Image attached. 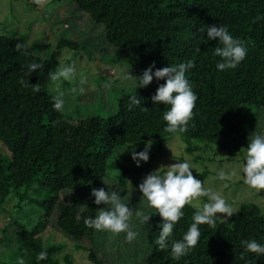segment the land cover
Wrapping results in <instances>:
<instances>
[{"label": "trees", "instance_id": "16d2710c", "mask_svg": "<svg viewBox=\"0 0 264 264\" xmlns=\"http://www.w3.org/2000/svg\"><path fill=\"white\" fill-rule=\"evenodd\" d=\"M72 1L104 27L107 41L120 52L115 55L119 57L102 58L105 62L122 59L138 76L153 61L156 67L194 62L186 76L198 99L188 130L180 133L188 150L194 142H207L215 145L216 153H228L230 158L243 150L253 132H259L242 106L264 109V19H255L264 17V0ZM221 23L247 46L245 60L223 72L216 69L219 57L212 54L218 38L206 41V33L205 39L199 35L201 25ZM17 43L38 54L44 70L26 74L24 66L33 57L17 51ZM65 47L78 51L80 44L59 33L55 49L46 55L30 50L25 36L0 32V205L16 195L15 207L26 204L38 209L36 222H22L12 216L7 227L13 222L18 227L12 236L6 233L0 240L6 246L0 264H15L18 256L25 264H36L41 250L48 256L40 264H81L75 255L80 248L92 264H107L102 252L115 253L125 264H264V256H241V239L264 237V214L254 202H243L232 217L217 219L213 226L200 225L197 245L179 260L171 257L170 250H159L153 243L161 219L158 213L151 216V230L139 227L141 235L131 244L124 240V233L115 235L85 226L84 219L104 207L96 205L90 196L93 187H103L104 180L124 188H138L140 183L128 184V176L142 168L125 165L112 159L113 155L127 150L126 154L136 144L139 151L144 141L152 139H159L163 146L171 134L162 119L166 106L151 100L159 84L164 83L155 78L147 87L130 90L121 85L119 77L99 73L97 81L113 84L112 89L122 92L117 94L116 109L96 105L94 112L85 114L79 101L73 111L53 110L47 73L56 68ZM21 76L30 84L38 83L41 91L33 94L31 86L22 87L17 82ZM131 94L142 104L130 111ZM34 190L45 197H32ZM133 192L127 197L135 201ZM2 208L9 211L6 206ZM55 211L56 221L51 224ZM194 211L185 205V216L174 228V238L179 239L187 230ZM87 239L89 245L83 243ZM68 240L74 243L67 244Z\"/></svg>", "mask_w": 264, "mask_h": 264}, {"label": "clouds", "instance_id": "9594fccd", "mask_svg": "<svg viewBox=\"0 0 264 264\" xmlns=\"http://www.w3.org/2000/svg\"><path fill=\"white\" fill-rule=\"evenodd\" d=\"M37 2L39 3V0ZM255 19L261 20L264 17L257 16ZM199 35L206 41L218 38V44L212 53L214 57H219L215 64L217 70L223 72L235 69L245 60L247 46L238 37L232 35L226 24L221 23L219 26L203 24L199 28ZM15 47L17 51L23 50L25 56L33 57L24 66L26 74L30 75L37 69L44 70L45 64L38 54L28 51L21 43H17ZM58 61L56 68L47 73L50 81L47 91L51 93L52 109L63 113L67 97L75 98L77 93L84 92L86 77L78 75L74 61ZM194 67L192 60L186 63H169L165 67H156V62L153 61L141 75L134 76L130 74V71H126L119 76V80L121 85L131 82L136 89L149 86L154 78L163 80L164 83L159 84L151 100L156 104L163 102L166 106L162 112L166 131L178 139L179 133L188 130L195 114L193 109L196 107L198 96L186 76V72ZM17 82L25 88L31 86L33 94L41 91L38 83L30 84L29 80L26 81L23 76ZM65 83L71 87H63ZM128 101L130 111L134 106L142 104L141 99L135 94L129 95ZM149 141L145 143L142 150H136L137 144L128 148L131 149V158L137 167L150 158L153 142L149 143ZM174 157L175 163L162 165L149 172L138 184L137 187L142 194L140 207L133 208L129 203L124 202L122 190H117L114 184L103 179L107 190L105 187H93L90 196L94 197L96 205L103 204L104 207L97 208L94 216L86 217L85 226L115 235L124 233V240L131 244L140 236L139 227L146 226L151 230L152 225L149 223L151 216L158 213L161 219L156 225L158 235L153 241L156 247L159 250H170L171 257L175 260L189 254L200 239V225L213 226L217 219H228L238 210L234 209L217 190L208 187L205 180L202 183L193 175L192 169L199 173V168L192 163L191 157L178 158L175 155ZM237 176H242L244 185L252 190L260 192L264 189V131H255L248 137V143L243 147L242 157L237 158L236 164L227 170L223 167L215 170V179L222 182L230 181ZM201 197H206V202L202 201ZM185 205L191 206L195 211L192 213V222L187 230L182 232L179 239H176L173 235L174 228L185 216ZM144 209L155 211L146 213ZM218 213L226 214V216L221 218L217 215ZM240 245L241 256L246 253L255 254V258L264 256V237L241 239ZM47 256L48 253L41 250L36 257V264H40V261L45 260ZM15 264H25V259L18 256Z\"/></svg>", "mask_w": 264, "mask_h": 264}, {"label": "rangeland", "instance_id": "374dc122", "mask_svg": "<svg viewBox=\"0 0 264 264\" xmlns=\"http://www.w3.org/2000/svg\"><path fill=\"white\" fill-rule=\"evenodd\" d=\"M0 32L6 34L16 33L19 36H25L27 38V47L30 48V50L39 51L46 55L52 53L55 49L56 34L59 33H64L65 36L80 44V49L78 51L65 47L61 49L58 55V60H64L66 62L74 61L78 75L86 77V83L83 86L85 89L84 92L77 93L75 98L72 96L67 97V103L65 105V111L67 112L73 111L79 101L82 102L81 105H84L85 114L94 112L96 105H100L101 107L107 105L106 109H116L115 106L117 105L118 95L122 94V92L112 89L113 84H108L103 80H99L101 82L96 84L99 82L96 80L99 73L111 77L113 75V78H118L124 72L130 71V74L138 76V74L122 59H117L112 63L102 60L104 57H119L115 55H120V52L107 41L104 27L90 19V16L86 12L78 9L72 0H39V3L37 0H0ZM133 79H135V77H133ZM123 86L130 90L135 88L131 82ZM63 87L69 88L71 85L65 83ZM242 110L254 121L255 128L259 132L264 131V109L243 105ZM85 114L83 115L86 116ZM178 137L179 138L176 139L173 137V134H171L169 140H167L163 146H160L159 139H152L151 141L153 143L149 160L141 163L139 168H142V170L140 172L128 176V184L134 181L141 182L149 172L158 169L162 165L167 166L175 163L176 158L174 155L178 158L188 156L191 157L192 163L199 168V173L195 169H192L193 175L200 179L202 183L205 180L206 185L208 187H213L223 195L234 209L238 210L243 202H254L261 207L264 213V189L257 192L248 188L244 185L242 176L234 177L227 182L215 179V170L220 167L227 170L229 167L236 164L237 158L242 157L243 150L237 155H231L232 157L228 158V156H230L228 153H216L215 145L207 142H194L192 150H188L187 144L180 133ZM151 141H149V143H151ZM146 142L147 141H144L141 144L140 150L144 148ZM171 148L173 149L174 155ZM125 151L115 153L112 159L118 160L128 166L137 167L131 158V150L126 154ZM109 173L112 174L111 170H109ZM203 174L204 176H202ZM109 183L114 184L116 189L118 187L117 190L123 189L121 195L123 196L122 199L124 202L129 203L133 208L140 207V197L142 194L138 188H134L131 185H128L126 188L120 187L119 184L113 181ZM103 187L107 190V185L105 183ZM129 191H134L135 201L128 199L127 196ZM62 195L63 193L61 197ZM31 196L38 200L45 197L42 192H35V190L31 193ZM63 198H65V195ZM200 199L205 202L207 200L205 197H201ZM17 202L18 198L15 195L3 206L0 205V240L6 233L9 234V236L16 233L18 227L16 222H13L12 225L7 227L12 216L20 219L22 222L26 220L36 222V217L34 216L35 212L38 211L37 207L28 206L26 204L21 208L15 207ZM4 206L9 210L8 212H5L2 208ZM217 215L221 218L226 216V214L222 213H218ZM56 217L57 212L55 211L50 221L51 224L55 223ZM5 227L8 229L6 232H3ZM58 238H62L61 235H58ZM73 243L72 240H70V242L69 240L67 241V244ZM83 243L89 245L90 241L87 239L84 240ZM5 249L6 246L0 241V254L3 253ZM75 255L77 259H79V262H82L81 264H92L87 261V252L81 250V248ZM100 255L104 257L107 264L126 263L124 260L120 262L116 258L115 253L102 252Z\"/></svg>", "mask_w": 264, "mask_h": 264}]
</instances>
